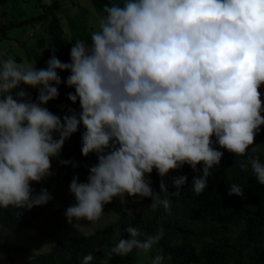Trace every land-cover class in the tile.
<instances>
[{
  "label": "clouds",
  "instance_id": "1",
  "mask_svg": "<svg viewBox=\"0 0 264 264\" xmlns=\"http://www.w3.org/2000/svg\"><path fill=\"white\" fill-rule=\"evenodd\" d=\"M104 13L90 44H72L69 62L54 48L45 68L0 59V208L28 210L53 198L31 184L52 175V158L81 126V154H94L97 163L86 182L74 176L69 184L75 200L64 212L69 224H95L117 197L122 205L126 196L151 198L150 208L168 210L163 181V194L150 187L154 169L163 178L190 166L199 195L220 164V149L244 156L264 126L258 91L264 85V0H123L105 5ZM64 71L69 75L62 80ZM62 83L74 89L67 99L78 101L79 111L60 117L46 105L58 98ZM26 88L36 90L35 100ZM240 166H250L264 185L258 156ZM186 180L173 178V195ZM233 194H243L240 185L231 184ZM126 231L129 238L119 239L112 254L147 253L165 234L163 227L143 239L136 227ZM93 259L89 253L82 264ZM164 261L157 254L152 264Z\"/></svg>",
  "mask_w": 264,
  "mask_h": 264
},
{
  "label": "trees",
  "instance_id": "2",
  "mask_svg": "<svg viewBox=\"0 0 264 264\" xmlns=\"http://www.w3.org/2000/svg\"><path fill=\"white\" fill-rule=\"evenodd\" d=\"M9 1L0 0V6ZM93 3L102 16L105 15V5H112L109 0H93ZM57 8L59 7L54 2L44 14L20 24L48 22L51 36L49 46L56 49V55L62 62H69L72 44L84 40L81 37L71 38L66 35L55 14ZM15 25L7 24L6 27ZM39 43L40 47L44 46L43 40ZM59 75L63 80L69 73L64 71ZM26 91L33 100L36 99L38 93L35 89L26 88ZM258 91L261 92V100L264 102V85H261ZM69 92H74V89L62 83L59 96L54 101L72 110L79 109L78 101L72 104L67 99ZM83 130L81 126L75 135L81 136ZM252 148H255V152ZM72 150L79 151L81 147L62 148L59 159H64L65 151ZM220 150L223 152L220 164L210 169L208 187L199 195L192 190L191 180L195 173L188 165L170 170L163 178L155 174L152 176L150 187L163 194L160 189V183L163 181L170 194L168 210L161 205L131 216L124 213L114 228L64 240L51 252L34 256L24 264H82L83 257L89 253L94 257L90 264H152V259L157 254L165 257L164 264H264V185L257 182L250 166L247 169L240 166L248 156H258L264 162V126H261V131L254 137L253 144L244 156H236L226 149ZM90 167L83 168L85 177L88 176ZM180 175L187 176V180L180 188L179 194L173 195L177 192L172 183L173 178ZM233 183L243 189L241 196L229 195ZM31 186L34 191L39 187L35 182ZM147 202L151 204V198H147ZM44 211V206L28 210H18L11 206L7 209L0 208V225L19 233L32 227L33 221ZM128 227L138 228L141 239L154 234L160 227L164 228L165 234L147 253L133 249L126 256L112 254L111 249L119 239L129 238L126 231ZM14 250L16 249L0 244L2 253L9 255Z\"/></svg>",
  "mask_w": 264,
  "mask_h": 264
},
{
  "label": "rangeland",
  "instance_id": "3",
  "mask_svg": "<svg viewBox=\"0 0 264 264\" xmlns=\"http://www.w3.org/2000/svg\"><path fill=\"white\" fill-rule=\"evenodd\" d=\"M111 4L123 3V0H109ZM57 4L56 16L59 18L66 35L71 38L81 37L85 44L91 43V33L99 30L97 20L102 14L97 10L93 0H10L0 6V59L12 57L26 66L35 65L36 68H45L50 58L52 47L48 22L20 24L32 17L44 14L52 3ZM7 24H16L6 27ZM40 40L44 46L40 47ZM46 107L60 117L70 115L69 107L62 106L57 101L48 103ZM72 110V109H71ZM73 111H79L73 110ZM81 147V136L73 134L65 141L63 148ZM65 160L76 163L62 166L59 158H52V175L36 183L39 185L35 192L46 188L53 197L46 205L42 215L33 221V226L19 233L7 229L0 230V244L8 245L16 250L9 255L0 252V264H24L32 257L51 252L55 246L72 237L89 236L102 229L114 228L120 217L132 210V214L151 210L147 198L127 197L126 203L121 204L120 199L114 198L104 205V216L95 224L81 219L79 222H67L64 212L67 207L75 203L74 197L69 193V184L74 176L79 177L78 182H86L83 168L97 163L96 156L90 153L87 157L79 151H65ZM157 174L154 169L150 174ZM151 184V183H150Z\"/></svg>",
  "mask_w": 264,
  "mask_h": 264
}]
</instances>
